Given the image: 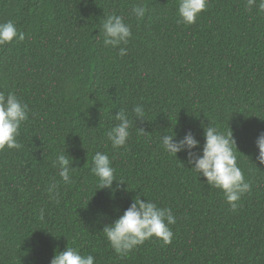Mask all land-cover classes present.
<instances>
[{
	"label": "trees",
	"instance_id": "1",
	"mask_svg": "<svg viewBox=\"0 0 264 264\" xmlns=\"http://www.w3.org/2000/svg\"><path fill=\"white\" fill-rule=\"evenodd\" d=\"M137 4L148 9L143 20L132 14ZM177 6L0 0V23L11 21L26 36L0 46V92H13L29 108L21 149L0 151V264H50L67 247L94 256L95 264H264V165L255 146L264 133V12L249 11L247 0H209L185 26L177 23ZM112 13L132 29L125 56L103 46L101 25ZM136 105L146 121L135 123ZM119 109L133 126L126 146L115 149L107 132L119 123ZM209 123L232 130L252 186L235 211L190 170L186 152L174 157L161 144L162 135L181 139L191 131L199 153ZM65 150L76 168L71 184L55 165ZM98 151L124 184L99 189L91 173ZM53 184L58 199L49 196ZM137 195L172 209L173 239L152 238L119 256L102 230Z\"/></svg>",
	"mask_w": 264,
	"mask_h": 264
},
{
	"label": "clouds",
	"instance_id": "2",
	"mask_svg": "<svg viewBox=\"0 0 264 264\" xmlns=\"http://www.w3.org/2000/svg\"><path fill=\"white\" fill-rule=\"evenodd\" d=\"M209 0H178L177 23L185 26L194 25L201 14L207 10ZM256 7L259 12H264V0H247L249 11ZM148 9L143 4H137L132 8V14L137 20L146 17ZM103 46L113 49L119 48L120 56L127 54L126 46L132 39L131 26L125 23L124 17L115 13L107 15L101 25ZM100 34V33H99ZM23 31H19L11 21L0 23V46L14 41L19 43L25 40ZM135 123L137 120H145L144 108L136 105L133 108ZM29 118V108L13 92H0V151L21 149L18 141L21 126ZM114 119L116 123L108 132L107 138L115 149L125 147L130 138V129L133 121L129 119L124 109H119ZM229 128V127H228ZM141 134L145 132L138 129ZM204 144L201 151L200 142L191 131L185 133L183 138L177 139L176 134L162 135L160 140L163 149L171 156L186 152L187 163L193 165L190 169L199 176L206 178L210 188L223 192L230 210L235 211L239 207L241 198L251 192L252 186L246 181L241 168L238 165L237 146L232 130L221 131L217 126L208 124L203 129ZM258 150L256 160L264 165V133H260L255 141ZM56 167L59 169V177L65 184L72 183L73 158L66 150L57 154ZM91 173L99 180V189L112 190L113 182H118L115 169L109 156L103 152H96L92 157ZM48 193L51 199H58L59 192L56 185H49ZM44 213L41 210V219ZM177 223L176 217L169 207H160L151 200H142L135 196L130 206L119 215L117 219L104 225L102 234L107 239L110 247L119 256H125L143 245L152 238L170 244L173 239L172 226ZM50 264H95L92 255H82L78 249L67 247L64 251H57Z\"/></svg>",
	"mask_w": 264,
	"mask_h": 264
}]
</instances>
